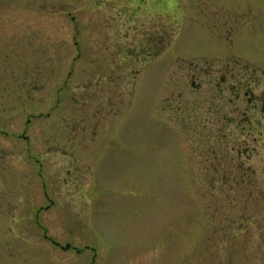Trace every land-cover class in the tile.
<instances>
[{
  "label": "rangeland",
  "instance_id": "1",
  "mask_svg": "<svg viewBox=\"0 0 264 264\" xmlns=\"http://www.w3.org/2000/svg\"><path fill=\"white\" fill-rule=\"evenodd\" d=\"M101 1L0 0V264H264V0H175L123 61Z\"/></svg>",
  "mask_w": 264,
  "mask_h": 264
},
{
  "label": "flooded vegetation",
  "instance_id": "2",
  "mask_svg": "<svg viewBox=\"0 0 264 264\" xmlns=\"http://www.w3.org/2000/svg\"><path fill=\"white\" fill-rule=\"evenodd\" d=\"M101 2L102 4H98L99 7L96 9L100 8V6L105 3V0ZM53 4L51 3L52 6ZM110 4L115 6L113 26L115 30L114 33L116 32L111 57L120 58L122 61L125 58H132L133 60V58L137 57L141 60H145L146 57H156L163 52L166 37V9L167 7L170 9L172 6H175L177 4L175 0H110ZM119 34L124 36L125 42H127L125 46L120 43V41L118 43L117 35ZM124 63L126 69L131 68V65H129L126 60ZM228 68L227 66L226 69ZM194 70L205 72L207 67L195 66ZM53 148L55 150H53ZM58 149L60 148L51 146L44 152V154L51 155V157L47 156L48 163L58 165L56 169H52L51 177L47 179V182L43 183L44 194L47 198L49 195L60 197L64 193L69 194L70 192V196L81 195L83 184H86L85 177L89 173L86 172V169L78 165L81 161L75 158L67 149ZM30 150L31 147L27 148L26 151L29 156L31 154ZM58 154H61V156ZM65 164L69 166L67 167ZM64 171H66L71 178V181L65 184L62 183L65 177H61ZM72 172H74V175ZM35 186H37V184H35ZM28 194L29 193H26V195ZM55 201L56 199H54V202ZM40 227L42 228V226ZM45 237L47 238L46 234ZM52 243L64 249V247L60 246L57 242L52 241ZM76 251L80 253L81 249L76 248Z\"/></svg>",
  "mask_w": 264,
  "mask_h": 264
},
{
  "label": "water",
  "instance_id": "3",
  "mask_svg": "<svg viewBox=\"0 0 264 264\" xmlns=\"http://www.w3.org/2000/svg\"><path fill=\"white\" fill-rule=\"evenodd\" d=\"M68 247H69V245H68Z\"/></svg>",
  "mask_w": 264,
  "mask_h": 264
}]
</instances>
